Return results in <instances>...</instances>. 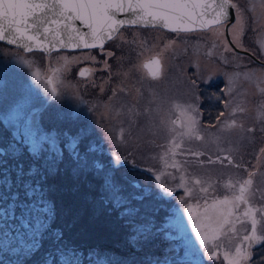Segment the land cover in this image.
<instances>
[{"label":"rangeland","instance_id":"obj_1","mask_svg":"<svg viewBox=\"0 0 264 264\" xmlns=\"http://www.w3.org/2000/svg\"><path fill=\"white\" fill-rule=\"evenodd\" d=\"M233 2L236 17L227 29L231 41L236 40L233 44L237 48L264 61L258 43L264 42V0ZM238 17L244 28L242 36ZM120 36L103 50L50 55L23 53L0 43V138L6 142L14 139L22 147L33 143L43 146L53 171L48 179L52 227L63 234L62 249L68 264L77 260L81 264H96L97 260L109 264H224L209 260L195 239L184 212L187 203L195 201H181L184 190L176 187L179 173H175L176 180L163 178L165 185L174 189L171 195L155 180L162 167L155 157L168 138L160 121L179 117L175 105H196L203 140L186 142V147L205 153L198 158L205 163L201 166L189 157L188 172L211 176L218 184L230 175L247 177L256 172L253 179L259 191L255 203H264V119L257 118L264 104L260 91L264 89V65L235 52L225 37L224 25L186 33L125 27ZM225 41L231 50H225ZM157 54H161L165 72L152 80L138 66ZM65 57L69 60L66 67ZM83 68L91 74L81 77ZM53 69L61 71L53 76ZM37 70L39 80L33 76ZM50 76L52 86L47 82ZM230 77H234L231 92L227 91ZM53 86L58 92L55 96ZM238 107L245 111L233 113ZM129 109L135 114L130 115ZM218 118L220 122L235 120L243 128L222 133ZM121 128L125 130L123 143L119 139ZM78 130L89 137L98 157L107 161L116 153L122 158L121 165H114L117 179L123 173L125 181H136L134 187L125 183L120 205L105 191L102 175L91 167L78 168L60 144V133ZM218 136L219 145L214 142ZM56 137L59 139L53 144ZM228 155L243 167H233L226 159L223 164L207 163L209 158ZM217 193L223 195V189L218 187ZM4 231L0 223V264H41L42 255L53 250L45 237L43 246L32 255L28 251L31 234L22 239L9 231L5 238ZM252 252L253 264H264V245ZM53 255L57 264H62L60 253Z\"/></svg>","mask_w":264,"mask_h":264},{"label":"snow or ice","instance_id":"obj_2","mask_svg":"<svg viewBox=\"0 0 264 264\" xmlns=\"http://www.w3.org/2000/svg\"><path fill=\"white\" fill-rule=\"evenodd\" d=\"M233 8H237L233 0H0V41L19 45L29 52L34 49L50 52L55 48L70 47L103 50L106 41L122 38L120 33L125 26L162 27L173 32L211 30L225 25L229 10ZM122 13L127 14L125 18H119ZM76 21L87 28V31H81ZM237 23H241L239 35L242 36L244 28L241 18H237ZM258 43L261 51H264V42ZM170 46L171 44L165 47ZM216 46L213 43V47ZM225 50H231L227 41ZM63 59L66 67L69 60L66 57ZM21 62L28 65L31 63L22 58ZM139 69L144 71L147 78L160 79L165 72L161 54L145 60L138 66ZM52 71L55 76L61 69ZM90 74L91 70L88 68L79 72L81 77ZM33 76L39 80V71L34 72ZM245 77L248 78L247 74ZM233 79L234 77L229 78V92L232 91ZM47 82L52 84L53 77H48ZM51 91L53 96L58 94L55 86ZM260 91L264 93V89ZM228 104L226 101L225 107ZM175 107L180 114L177 119L162 118L160 121L168 138L160 146L161 153L155 157L162 165L161 170L155 174V180L161 189L171 195L174 189L170 190L163 178L167 176L176 180L175 173H179L176 187L184 190L181 201H195V204L188 202L184 212L196 241L209 260H222L224 264H253L252 250L264 245V203H255L259 189L254 185L253 178L257 173L249 172L247 177L230 175L227 180L218 184L211 176L197 177L188 172L186 166L190 163L189 157L201 166L205 163L198 159L205 153L186 147V142L203 140L199 134V111L194 104ZM128 111L130 115L135 114L133 109ZM237 111L244 112L245 109H233V113ZM220 115L223 116V113ZM257 118L264 119V104L258 109ZM218 123H221L222 133L236 127L243 128L235 120L220 122L218 118ZM124 131L121 128L119 132L122 143ZM59 136L63 137L60 144L68 152L69 158L81 170L91 167L94 172L101 174L105 191L120 205L124 200L125 183L130 187L136 184L135 180L125 181L123 173L117 179L118 169L114 165H121L122 158L116 153H111V158L107 161L98 157L89 137L80 130L74 134L60 133ZM47 138L46 134L45 139ZM57 139L59 137L53 138V144ZM220 139L218 136L214 142L219 145ZM231 151L233 149H229ZM225 159L233 167H243L235 164L231 155L223 158L217 156L215 160L209 158L207 163L223 164ZM51 175L52 165L45 158L42 145L38 147L33 143L22 147L14 139L6 142L0 138V223L5 229L4 237L9 231L22 239L31 234L32 244L28 251L32 255L40 250L47 237L53 250L42 255L41 264H57L54 252L60 253L62 264H68L64 260L62 249L63 234L52 227L54 212L48 185ZM218 187L223 189V195L217 193ZM73 254L75 255V250ZM76 264L81 262L77 260ZM96 264L109 262L97 260Z\"/></svg>","mask_w":264,"mask_h":264},{"label":"water","instance_id":"obj_3","mask_svg":"<svg viewBox=\"0 0 264 264\" xmlns=\"http://www.w3.org/2000/svg\"><path fill=\"white\" fill-rule=\"evenodd\" d=\"M127 14L125 13H122L119 15V18H125ZM235 17H236V14H235V8L233 9H230L229 10V17H228V20H227V23L224 25L225 26V37L227 38V41L229 43V45L233 48V50L235 52H238V53H241V54H244V55H247L248 57H250L252 60H254L255 62L257 63H260V64H263L264 65V61H261L260 59H258L255 55H253L251 52L247 51V50H243V49H239L237 48L233 42L231 41L230 37H229V34H228V26L234 22L235 20ZM76 25L78 27L81 28V31H87V28H85L79 21H76L75 22ZM125 27H141V28H157V29H162V30H165V31H169V32H173V31H170L169 29L167 28H162V27H152V26H149V27H142V26H139V25H136V26H125ZM124 27V28H125ZM196 31H205V30H196ZM191 32H195V31H191ZM180 33H183V32H180ZM186 33V32H184ZM110 41V40H109ZM109 41H106L104 46L109 42ZM0 43H3L5 45H8L10 47H13V48H16V49H19L21 50L23 53H34V52H38V53H42V54H45V55H50L51 53H54V52H59V51H67V52H74V51H84V50H93V49H100V48H75V47H70V48H55V49H52L50 52H44L42 50H38V49H34L33 51H25L21 46L19 45H11V44H8L6 41H0ZM152 57V56H151ZM151 57H149L148 59H150ZM50 86H52L50 84Z\"/></svg>","mask_w":264,"mask_h":264},{"label":"trees","instance_id":"obj_4","mask_svg":"<svg viewBox=\"0 0 264 264\" xmlns=\"http://www.w3.org/2000/svg\"><path fill=\"white\" fill-rule=\"evenodd\" d=\"M71 201V199H69V202ZM67 206V205H66ZM83 237V236H82Z\"/></svg>","mask_w":264,"mask_h":264}]
</instances>
